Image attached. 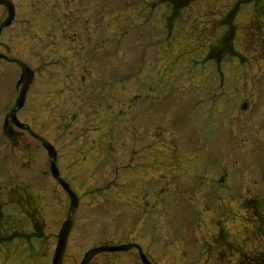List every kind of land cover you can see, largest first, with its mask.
I'll return each instance as SVG.
<instances>
[{
  "label": "rangeland",
  "instance_id": "374dc122",
  "mask_svg": "<svg viewBox=\"0 0 264 264\" xmlns=\"http://www.w3.org/2000/svg\"><path fill=\"white\" fill-rule=\"evenodd\" d=\"M10 1L0 138L25 64L18 118L80 197L63 264L129 242L156 264H264V0ZM19 139L0 233L28 236L1 245L0 264H50L69 199L45 149ZM89 264L138 262L132 249Z\"/></svg>",
  "mask_w": 264,
  "mask_h": 264
},
{
  "label": "flooded vegetation",
  "instance_id": "af4514ba",
  "mask_svg": "<svg viewBox=\"0 0 264 264\" xmlns=\"http://www.w3.org/2000/svg\"><path fill=\"white\" fill-rule=\"evenodd\" d=\"M0 59H4V58L0 57ZM14 86H15L16 89L20 88V85L17 86L16 83H15ZM30 87H31V84L29 85L28 90L26 92L24 103L26 102V99L28 98V94H29L28 92H29V88ZM11 108L12 107H10L9 110ZM9 110L2 117V123H1V134H2V136L0 138V145L4 144V146H5L4 147L5 151L0 153V224H2L4 227H6V224L8 223L7 220H6V218L8 217V212H7V206L9 205L8 202L10 203V200L12 199L11 191H10L11 190L10 189L11 188V182H10L11 180L9 178V175L6 174L7 173V171H6L7 170V164H8L9 161H11V157H10L11 156V152L6 151V145L12 146V145H15L17 143H21V140L19 139V135L24 133V132L29 136L30 141L34 142L36 145H38L40 147L42 146L43 140H44L42 136H40L39 134L33 132L31 130V127L28 126L27 123H25V125L29 129L15 127L11 123V121H10V119L8 117ZM19 110L20 109H18L16 111V116L17 117H18V111ZM0 150L2 151L3 149H0ZM194 151H195V152H193L194 154L197 153V154H200L201 156H204V153H203L202 149L198 148V150H194ZM47 161L49 162L50 159L48 158ZM56 165H57V158H56ZM57 167H58V165H57ZM46 172H48L51 175L48 166H47ZM41 173H43V171H41ZM41 173L39 172V176L40 177H41ZM59 175L62 178H64L69 183L70 187L72 188L70 181L67 178H65L64 175H62L60 173V171H59ZM35 176L37 177V179H39V176H37V174ZM220 180L222 181L223 177H221ZM56 183H57V181H56ZM57 185H59V184L57 183ZM75 193L77 195V202H76V204H74V206H72L70 203H68V212H67V214H69L70 217H71V222L72 223H73V215H74L75 210L78 208L79 198H80L76 191H75ZM9 219H10V217H9ZM35 229H36V231L33 232V233L36 236H38L37 231L39 230V228H38L37 224H36V228ZM0 230H1V228H0ZM5 231H6V229H3L2 232L0 233V246L3 245L4 247H6L7 245H10V243L12 241V238L15 237V236L20 235V236H23L25 238H27V236H28V234L25 231H22L20 229H17L15 231H9V232H5ZM129 243H135V242H129ZM113 244H115V243H113ZM132 249L135 250L136 259H137L138 264H143V262L141 261V259L139 257L138 250H137L136 247L132 246L131 248H129L127 250H132ZM141 250L145 254V256L147 257V259L150 262H152L151 259L148 257V255L146 254V252L143 250L142 247H141ZM263 261H264V258H263ZM88 264H89V262H88Z\"/></svg>",
  "mask_w": 264,
  "mask_h": 264
},
{
  "label": "water",
  "instance_id": "95a60500",
  "mask_svg": "<svg viewBox=\"0 0 264 264\" xmlns=\"http://www.w3.org/2000/svg\"><path fill=\"white\" fill-rule=\"evenodd\" d=\"M0 4H3L7 8L8 18L5 22V24L8 25L10 23L12 17H13L14 7L9 0H0ZM32 75H33V73L31 71V69L28 66L22 64L20 75H19V80L17 81V84L22 83V85H21V88L19 90V94L15 100V106L16 107L13 108L9 114L12 123L18 127H24V124L18 121V119L16 118V115H15V111H16V108L21 107V105L23 104L25 92H26L28 84L31 81ZM44 148L47 150L48 155L52 158V160L50 162V170H51L53 176L57 179V182L61 185L63 190L68 194L70 200L73 202H76L75 193L70 189L68 183L65 182L62 178H60L58 176V170L56 168L55 161H54L55 150L53 149V146L48 144V143H44ZM70 227H71V220L69 217H67L62 222L61 227L57 233V240H56L54 252H53V255L51 258V264H62V257H63L66 239H67V235H68V232L70 230ZM135 246H137V245H135ZM130 247H131V245H125V244L100 245L97 247H93V248L88 249L84 253L83 258L79 264H87V262L95 254H97L99 252H103V251L112 252V251L126 250ZM138 251H139L140 258L144 264H152L147 260V258L141 252L139 247H138Z\"/></svg>",
  "mask_w": 264,
  "mask_h": 264
}]
</instances>
